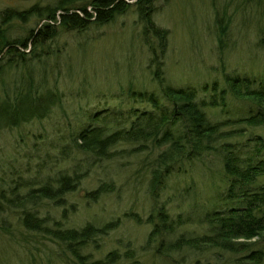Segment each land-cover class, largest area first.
I'll return each mask as SVG.
<instances>
[{"label": "rangeland", "instance_id": "1", "mask_svg": "<svg viewBox=\"0 0 264 264\" xmlns=\"http://www.w3.org/2000/svg\"><path fill=\"white\" fill-rule=\"evenodd\" d=\"M56 2L0 0V20L1 13L8 8L20 10ZM154 6L155 24L167 30L161 60L168 84L194 87L198 100H208L212 93L204 88L205 84L210 88L216 80L218 89L226 86L225 73L256 78L252 86H260L259 80L264 76V0H156ZM128 8L106 24H93L81 32H60L51 42V48L58 51L55 54L60 55L50 56V82L62 92V102L44 118L0 129V187L8 189L20 182L18 190L25 192L58 170H75L82 176L77 188L66 194V206L75 207L69 210L65 224L79 227L88 221L101 224L122 217L120 226L102 239L99 249L92 244L86 249L95 258L120 246L119 240L123 239L130 240L138 249L136 264H240L236 257L241 253L219 248H188L168 255H155L151 247L142 251L152 229L144 221L152 202L147 188L148 164L155 150L150 143L145 149L139 148V143L122 144L118 147L128 150L111 159L76 153L73 149V138L83 126H129L143 112H159L150 102L130 94L133 89L159 94L160 85L152 75L155 64L144 39L143 19L133 6ZM43 21L38 14L25 21L13 19L12 35L26 34ZM150 39L159 49L157 40ZM165 101L161 99L162 105ZM252 106L228 92L224 106H206L205 110L211 120L223 121L254 113ZM225 128L239 129L228 140L236 145L245 144L243 151L254 150L258 136L264 140V127L235 122ZM215 152L184 160L169 175L161 198L169 199L171 214L181 213L190 219L177 234L184 229L191 236L204 231L198 217L221 191L217 188L222 178L221 158ZM257 156L264 158V147ZM103 182L114 184L115 190L104 192L96 202L87 201V190ZM62 208L44 204L41 212L49 211L60 219ZM130 211L138 212L141 222L132 218ZM126 213L129 215L124 216ZM51 237L47 233L23 235L16 231L12 235L0 227V264H68L57 256L61 247ZM118 264L131 263L122 260Z\"/></svg>", "mask_w": 264, "mask_h": 264}, {"label": "trees", "instance_id": "2", "mask_svg": "<svg viewBox=\"0 0 264 264\" xmlns=\"http://www.w3.org/2000/svg\"><path fill=\"white\" fill-rule=\"evenodd\" d=\"M155 1L57 0L55 4L44 7L34 4L27 9H5L0 20V129L44 118L61 104L63 94L51 84L49 76L50 56L58 53L51 48V42H55L60 32H81L93 24H106L133 6L139 18L143 19L144 39L152 52L151 61L155 64L152 65V75L160 85V93L133 89L130 94L150 102L159 112H143L132 119L129 126H83L73 138V149L76 153L99 159H111L124 152L126 147H118L122 144L139 143V148L145 149L150 143L155 150L148 164L147 188L152 202L144 218L152 229L142 251L151 247L155 255H168L188 248H219L221 251L241 253L240 257H236L240 264H264V158L257 156V152L264 147V140H261V135L258 136L252 146L254 150L243 151L245 144L236 145L228 140L239 129L225 128L226 124L235 122L264 127V76L259 80L260 86L253 87L256 78L225 73L226 86L218 89L216 80L210 88L204 85L205 89L212 91L208 100H198L194 87L177 88L168 84L161 60L167 30L157 26L152 18ZM33 14H38L44 21L38 27L29 28L26 34L13 36L12 20L25 21ZM151 36L157 40L159 49L151 42ZM58 55L55 54V57ZM228 92L250 102L254 113L239 119L211 120L205 107L224 106ZM161 99L166 103L162 105ZM209 151L220 154L222 178L217 188L221 191L198 217L203 233L191 236L184 229L177 234L190 219L184 218L181 213L176 216L171 214L169 199L161 198L169 175L178 163L200 158ZM81 176L82 173L75 170L61 169L54 175H47L40 185H33L25 192L18 190L20 182L8 189L0 187V227L12 235L15 231L23 235L26 232L50 234L61 247L56 251L57 256L67 260L68 264H118L122 260L136 264L138 249L132 246L130 240L120 239V246L108 250L101 257L95 258L93 252L86 250L91 244L99 249L102 239L120 226L121 216L101 224L91 221L79 227L65 224L69 210L75 207L74 204H71L72 208L66 206V194L77 188ZM113 190L114 184L103 182L87 190L85 196L87 201L96 202L104 192ZM44 204L62 206L61 218L57 219L49 211L42 214ZM129 213L141 222L138 212Z\"/></svg>", "mask_w": 264, "mask_h": 264}]
</instances>
